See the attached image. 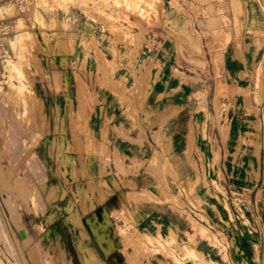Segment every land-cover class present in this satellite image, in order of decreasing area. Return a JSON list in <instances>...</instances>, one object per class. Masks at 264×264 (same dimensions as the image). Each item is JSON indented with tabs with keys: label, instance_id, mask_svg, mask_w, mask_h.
Here are the masks:
<instances>
[{
	"label": "crops",
	"instance_id": "obj_1",
	"mask_svg": "<svg viewBox=\"0 0 264 264\" xmlns=\"http://www.w3.org/2000/svg\"><path fill=\"white\" fill-rule=\"evenodd\" d=\"M188 2L162 0L168 29L186 36L178 39L183 57L191 56L197 63L186 79L178 72L174 80L165 70L171 48L164 49V40L162 68L154 81L139 73L145 69L151 48L136 55L131 46L113 44L107 38L99 39L93 50L71 42L56 46L58 71L68 74L67 67L78 68L69 84L76 102L75 109L71 106L75 122L71 123L66 105L67 122L60 124L52 140L57 146L62 144L53 155L56 172L64 169L69 176L56 178L71 194L77 212L84 215L98 207L102 220L107 214L112 221L118 211L131 207L141 228L168 227L169 210L154 195L184 202L188 186L201 205L212 211L221 241L220 247L195 245L197 255L209 264H255L264 246V0H240L244 11L237 16L239 25L231 18L225 38H217L210 48H200L187 38L193 35L186 23L193 11ZM95 49L106 57V74ZM179 59L175 58L174 68ZM61 76L63 83L67 79ZM173 81L181 91H171ZM188 114L209 116V140L196 135L187 143L183 116ZM170 115L177 116L173 124ZM221 131L226 133L225 155L202 158L192 144L209 142L216 150ZM219 178L225 180L224 193L214 182ZM130 194L146 197L132 200ZM100 245L108 257L112 242L111 250L108 243ZM181 264L195 262L187 259Z\"/></svg>",
	"mask_w": 264,
	"mask_h": 264
},
{
	"label": "rangeland",
	"instance_id": "obj_2",
	"mask_svg": "<svg viewBox=\"0 0 264 264\" xmlns=\"http://www.w3.org/2000/svg\"><path fill=\"white\" fill-rule=\"evenodd\" d=\"M188 1L193 11L186 23L193 35L187 38L195 40L200 48L213 47L217 38H225L231 18L239 25L237 16L244 11L240 0ZM179 37L186 36L168 29L162 0H0V264H181L187 259H193L195 264H209L197 255L195 248L220 247L218 229L213 226L212 211L201 205L188 186L184 187V202L172 196L154 195L169 210L168 227L141 228L131 207L118 211L112 221L105 214L103 221L98 207L84 215L75 210L71 194L56 178L58 174H66V178L69 175L64 169L63 173L56 172L53 156L56 149L62 148L61 143L57 146L52 140L59 134L60 124L67 122L63 111L66 105L71 123L75 122L71 106L73 103L75 109L76 102L69 84L78 69L67 67L68 74L58 71L54 57L58 44L71 42L93 50L99 39L103 42L107 38L113 44L131 46L136 55L151 48L145 69L139 73L154 81L162 68L164 40V49L171 48L169 69L165 70L175 80L178 72L186 79L197 64L193 57H183L185 51L179 45ZM94 52L106 74L105 55L97 49ZM61 64L65 68V60ZM181 65L187 69L178 68ZM61 75L67 79L63 83ZM170 86L173 93L182 89L174 81ZM186 105L190 106L188 100ZM169 117L170 124L175 123L177 116ZM183 117L189 135L187 143L196 135L209 140L208 115ZM80 128L76 125L78 132ZM225 134L218 133L216 150L211 151L209 142L206 146L196 141L192 145L202 158L221 153L224 156ZM214 182L224 193L225 180ZM141 197L146 195H129L132 200ZM97 201H101L100 196ZM99 242L108 243V250L112 249V242L108 257ZM262 250L255 264H264V246Z\"/></svg>",
	"mask_w": 264,
	"mask_h": 264
}]
</instances>
